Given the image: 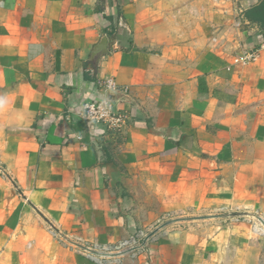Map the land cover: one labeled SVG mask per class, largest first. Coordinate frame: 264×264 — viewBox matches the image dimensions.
Masks as SVG:
<instances>
[{
    "label": "crops",
    "instance_id": "1",
    "mask_svg": "<svg viewBox=\"0 0 264 264\" xmlns=\"http://www.w3.org/2000/svg\"><path fill=\"white\" fill-rule=\"evenodd\" d=\"M0 96V264H264V0H0Z\"/></svg>",
    "mask_w": 264,
    "mask_h": 264
},
{
    "label": "built area",
    "instance_id": "2",
    "mask_svg": "<svg viewBox=\"0 0 264 264\" xmlns=\"http://www.w3.org/2000/svg\"><path fill=\"white\" fill-rule=\"evenodd\" d=\"M253 54H247L240 57L239 60L248 61L253 58ZM107 90L112 92H126L124 87H120L113 80H107L103 83ZM83 117L94 124H105L108 129L118 131L121 130L127 123V117L125 113L115 111L112 101L107 98H102L94 101H89L83 106ZM147 236L144 230L130 236L117 244H95L89 247L91 252L99 253L103 256L100 257V261L109 262L112 259L111 256L118 253L126 252L128 250H139L143 246V239ZM99 260V259H98Z\"/></svg>",
    "mask_w": 264,
    "mask_h": 264
},
{
    "label": "water",
    "instance_id": "3",
    "mask_svg": "<svg viewBox=\"0 0 264 264\" xmlns=\"http://www.w3.org/2000/svg\"><path fill=\"white\" fill-rule=\"evenodd\" d=\"M108 52V39L107 37H103L102 40L96 47L94 48L92 52V56L95 59H98L102 55L106 54Z\"/></svg>",
    "mask_w": 264,
    "mask_h": 264
},
{
    "label": "clouds",
    "instance_id": "4",
    "mask_svg": "<svg viewBox=\"0 0 264 264\" xmlns=\"http://www.w3.org/2000/svg\"><path fill=\"white\" fill-rule=\"evenodd\" d=\"M9 107V97L7 96H0V110H7ZM24 120V117L22 114L17 115L14 118V121L17 123H22ZM9 123L13 122V121H8Z\"/></svg>",
    "mask_w": 264,
    "mask_h": 264
},
{
    "label": "bare ground",
    "instance_id": "5",
    "mask_svg": "<svg viewBox=\"0 0 264 264\" xmlns=\"http://www.w3.org/2000/svg\"><path fill=\"white\" fill-rule=\"evenodd\" d=\"M262 223V222H261ZM257 225V224H256ZM256 228V227H255Z\"/></svg>",
    "mask_w": 264,
    "mask_h": 264
}]
</instances>
